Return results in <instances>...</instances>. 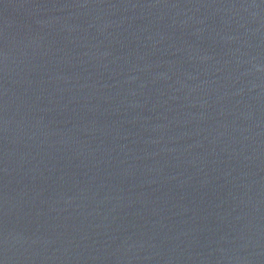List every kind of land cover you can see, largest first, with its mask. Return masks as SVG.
Returning a JSON list of instances; mask_svg holds the SVG:
<instances>
[{"label":"water","instance_id":"obj_1","mask_svg":"<svg viewBox=\"0 0 264 264\" xmlns=\"http://www.w3.org/2000/svg\"><path fill=\"white\" fill-rule=\"evenodd\" d=\"M0 264H264V0H0Z\"/></svg>","mask_w":264,"mask_h":264}]
</instances>
